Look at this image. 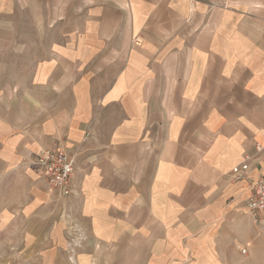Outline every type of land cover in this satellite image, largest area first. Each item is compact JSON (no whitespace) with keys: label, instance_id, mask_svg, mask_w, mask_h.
Masks as SVG:
<instances>
[{"label":"crops","instance_id":"0c3cea01","mask_svg":"<svg viewBox=\"0 0 264 264\" xmlns=\"http://www.w3.org/2000/svg\"><path fill=\"white\" fill-rule=\"evenodd\" d=\"M8 1L58 30L30 80L40 96L0 97L10 251L25 264H264L246 210L264 158V0ZM53 145L75 162L63 200L31 170Z\"/></svg>","mask_w":264,"mask_h":264},{"label":"rangeland","instance_id":"374dc122","mask_svg":"<svg viewBox=\"0 0 264 264\" xmlns=\"http://www.w3.org/2000/svg\"><path fill=\"white\" fill-rule=\"evenodd\" d=\"M5 3L7 7L0 10V97L40 96L39 90L29 87L30 80L45 52L56 43L57 27L49 30L43 27L40 12L35 11L32 5L23 9L14 8L10 13L9 1ZM46 32H49L50 38L42 40ZM9 242V235H3L0 240V264H25L10 251Z\"/></svg>","mask_w":264,"mask_h":264},{"label":"built area","instance_id":"2783aa9c","mask_svg":"<svg viewBox=\"0 0 264 264\" xmlns=\"http://www.w3.org/2000/svg\"><path fill=\"white\" fill-rule=\"evenodd\" d=\"M260 151V148H257ZM247 158L232 169L234 179L244 176L249 165ZM31 170L44 184L47 193L57 199H67L72 194L71 181L75 172L74 157L58 145L41 150L31 163ZM246 210L253 225L264 226V158L263 168L257 180L249 184V195L246 199ZM70 253L73 254L80 241V235L72 231L68 234ZM72 261V259H70Z\"/></svg>","mask_w":264,"mask_h":264}]
</instances>
